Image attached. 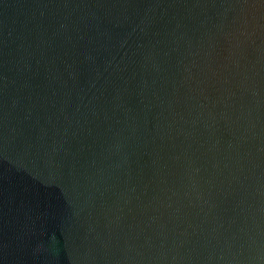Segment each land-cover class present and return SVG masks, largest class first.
<instances>
[{"label": "water", "instance_id": "water-1", "mask_svg": "<svg viewBox=\"0 0 264 264\" xmlns=\"http://www.w3.org/2000/svg\"><path fill=\"white\" fill-rule=\"evenodd\" d=\"M0 264H264V0H0Z\"/></svg>", "mask_w": 264, "mask_h": 264}]
</instances>
